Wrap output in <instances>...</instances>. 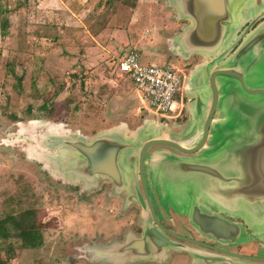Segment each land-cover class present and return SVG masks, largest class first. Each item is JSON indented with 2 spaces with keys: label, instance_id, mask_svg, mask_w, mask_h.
Here are the masks:
<instances>
[{
  "label": "rangeland",
  "instance_id": "rangeland-1",
  "mask_svg": "<svg viewBox=\"0 0 264 264\" xmlns=\"http://www.w3.org/2000/svg\"><path fill=\"white\" fill-rule=\"evenodd\" d=\"M135 2L0 0V225L13 234L0 238V255L6 259L5 250L12 243L11 264H101L94 255L81 257L80 250L85 251L91 241L122 233L124 221L118 207L100 200L102 189L90 193L97 186L85 188L70 182L68 176L63 178L54 154L44 165L38 155L31 154L30 146L35 143L34 135L47 131L49 124L63 123L72 131L92 135L107 113L112 112V118L120 113L133 117L140 105L136 86L126 77L118 84L113 77L118 61L136 45L140 63L169 66L157 51L156 27L170 31L165 27L177 11L169 0H143L140 12ZM4 19L8 21L5 31ZM138 37L143 40L136 41ZM258 78L253 75V82ZM108 88L114 94L107 102ZM92 91L105 93L104 98L92 95L91 101L87 94ZM109 105L120 112L108 111ZM231 113L224 86L213 129L218 142L241 132L227 126ZM260 116L247 124L258 134L264 133ZM18 228L41 229L42 244L21 247L20 238L14 235Z\"/></svg>",
  "mask_w": 264,
  "mask_h": 264
},
{
  "label": "water",
  "instance_id": "water-1",
  "mask_svg": "<svg viewBox=\"0 0 264 264\" xmlns=\"http://www.w3.org/2000/svg\"><path fill=\"white\" fill-rule=\"evenodd\" d=\"M169 1L177 10L178 16L190 21L183 32L172 39L171 46L177 54L214 55L212 62H215L231 53L237 45L222 65L209 74L211 112L197 146L190 148L193 145V135L187 131L180 136L168 135L147 122L139 128L136 138H127L122 130L113 129L90 138L84 134L46 135V145L62 146L68 150L65 162L59 157L53 158L57 170L72 181L82 182L85 188L95 185L97 176L109 177L116 186H123L127 183L123 171H129L128 174L130 170L135 172V167H131L135 163L148 195L144 166L149 149L162 144L192 153L206 147L209 127L212 126V130L216 127L217 120L213 118V112L221 102L219 79L224 78L228 109L232 112L230 121L233 117L236 118L235 124L227 126L238 128L241 132L231 139L224 136L211 154L186 159L166 152V155L159 153L155 162L159 164L164 177L173 176L194 188H212L209 194L225 196L231 209L237 210L239 216L249 220L253 228L264 233V133H254L247 126L248 123L257 121V115H262L260 117L264 119V21L253 32L247 33L246 37L238 36L239 25L250 21V28L264 16V0ZM253 75H260V78L253 82ZM218 131L220 134L224 133L223 129L219 128ZM139 191L138 196L142 198ZM155 221L153 224L142 219L141 223L144 225L140 235L128 230L122 240L93 244L91 250L94 260L127 264L136 260L160 258L169 248L183 246L165 232L195 242L167 229L158 219ZM220 250L243 259H264Z\"/></svg>",
  "mask_w": 264,
  "mask_h": 264
},
{
  "label": "flooded vegetation",
  "instance_id": "flooded-vegetation-1",
  "mask_svg": "<svg viewBox=\"0 0 264 264\" xmlns=\"http://www.w3.org/2000/svg\"><path fill=\"white\" fill-rule=\"evenodd\" d=\"M264 21V16L260 20L256 21L250 28V21L243 24L238 32V36L244 35L247 36V33L253 32L256 26ZM246 31V32H245ZM243 39L239 42L241 43ZM238 43V44H239ZM237 48L232 50L231 53ZM167 51V50H165ZM164 52V50H162ZM228 53L227 56L221 57L217 60V63H212L208 71H212L216 68H219L226 58L231 54ZM167 60H171L175 63L181 73L185 77V83L189 80V75L191 70L198 64L200 57L196 56L191 60H183L177 57H174L172 53H164ZM205 74L199 77V84L203 86H209V77H206ZM198 79H190L189 88H194L198 86ZM224 79H219L220 95H222V81ZM264 81V80H263ZM201 82V83H200ZM263 84V83H262ZM212 95V92L209 90V96ZM185 99L186 96L184 95ZM187 100V99H186ZM219 106L213 112V118L217 119L219 117ZM211 112V98L208 100L204 107V116L202 129L206 127V121L208 115ZM188 118V112L185 109L183 113L179 116L178 127H181ZM235 117L229 122L230 125L236 123ZM165 125L168 127V122L164 121ZM64 127V126H63ZM47 131L38 132L34 135L33 139L35 143L30 146L34 156H39L42 162L48 164V157L51 154L59 155L61 154V149H49L43 143L42 136L48 132H58L56 128L48 126ZM59 130V129H58ZM69 129L64 128L60 129L61 132H67ZM209 136L206 140V147H203L192 153H185L179 149L158 144L149 149L146 155V161L144 166V177L145 184L147 187V193L144 190L142 180L140 177V172L138 168V177H139V189L140 199L138 196V190L136 194L127 195V193L120 190L118 194H114L113 186L109 181H103L101 186L95 188L90 193L95 192L98 189H102L98 193L101 195L100 200H104L107 203H115L118 207V216L124 221V227L120 235H113L112 238H123L124 233L131 229L137 234H141L143 230V223L141 220L144 219L149 223H156L155 220H159L162 225L167 229L174 231L175 233L182 235L191 240L182 239L180 237L173 236L167 232L165 234L171 239L175 240L179 244L186 246L194 251H198L202 256H206L205 261L202 263L206 264H264V259L262 260H253V259H243L239 257H234L232 255L223 253L220 249L227 251H233L241 253L242 255L248 256H258L264 258V233L253 228L250 225V221L244 217L239 216V212L230 208V202L225 200V196L222 195H212L209 194L211 189L205 187L194 188V186H183V191H177L173 189L174 186H160L157 184V179L154 178L152 172L149 168V162L152 159L153 155L161 150L169 151L179 158H197L203 155H207L209 152L213 151L215 143H218L219 136L215 134L212 130V126L209 127ZM198 141L191 145L190 148L194 149L197 146ZM47 161V162H46ZM48 168V167H47ZM55 177V176H54ZM57 178V176H56ZM59 178V177H58ZM65 178V177H63ZM188 180V179H187ZM186 180V181H187ZM67 181V180H65ZM171 188L177 192H172ZM194 188V189H193ZM97 194V195H98ZM92 195V194H90ZM96 195V194H95ZM94 197V196H93ZM133 200H136L134 202ZM234 207V206H233ZM144 213V214H143ZM255 222V220H252ZM109 240V239H108ZM100 241V240H96ZM96 241H91L90 244H94ZM107 241V240H105ZM87 244V243H86ZM88 245L90 248L91 245ZM85 245V244H84ZM83 246V245H81ZM81 251V257L89 254L90 257H93L92 252L88 249ZM91 253V254H90ZM184 262L185 264H196L195 257L184 251H172L166 260L161 261H144V262H135L133 264H170L172 261Z\"/></svg>",
  "mask_w": 264,
  "mask_h": 264
},
{
  "label": "crops",
  "instance_id": "crops-1",
  "mask_svg": "<svg viewBox=\"0 0 264 264\" xmlns=\"http://www.w3.org/2000/svg\"><path fill=\"white\" fill-rule=\"evenodd\" d=\"M123 3H125V2H123ZM135 3H136L135 8H137V11L140 12L141 7L143 6L142 4L144 3L143 0H136ZM125 5H129V4L127 3ZM175 13H177V15ZM175 13H174L175 19L171 18L172 19L170 21L171 23L169 22L168 25L165 27V28H168L170 31L164 30V28H161L162 26L156 27L157 28L156 29V39L159 42V44L157 46V51L165 59H166V57H165L166 55H164V53H166V52L172 53L174 57H177V58H180L183 60H191L192 58H194L196 56H199L201 59L198 62V64L191 70V73H190L189 78H188L189 80L186 83H185V77L182 73L183 84H182L180 94L178 95V98L176 100L174 110L165 116L161 115L160 113H156L155 111H153L152 109H150L149 107H147L144 104V102L142 101L141 93L136 87L137 96H138V99L140 101V105L137 107L136 112H134L133 117H129V116H126V114L120 113L118 115H115L114 118H112L113 116L110 117V115H112V112L107 113V114H105V117L99 126L100 129L92 135L90 133H84L80 129L72 131V129L67 128V129H69L67 132H61L59 130L65 128V127H63L64 126L63 123L57 122V123H53L54 125L49 124V126L54 127V129L56 128V131H58V132H48V133L43 134V136H42V139L44 141L43 144L46 147H48V146L46 145L45 136L51 135V134L72 135V136H75L77 134H84L88 138H90V137L96 136L97 134H99L101 132L115 129V130H122L124 136L127 138H136L139 128H141L145 122H147L149 125L155 126L154 128H156V129L159 128L161 131L165 132L168 135L175 134V135L180 136L185 131H187L188 133H191L193 135L191 138V142H192L191 144L196 143L200 139V137L203 133V129H202L203 118L202 117L204 116V107H205L206 103L208 102V100H210V96H209L208 86L207 85L203 86V84H199L198 81H200L199 77L201 78V75L205 74L207 72L208 67L212 63H217V60L215 62H212L213 58H215L214 55L206 56V55H203L200 53H195V54H192L191 56H182V55L177 54L172 49V46H171L172 39L174 37H176L177 35L181 34L183 32V30L185 29V27L188 24H190L189 20L183 19L180 16H178L177 11H175ZM176 20H178L179 22L178 21L176 22ZM135 40L138 41V40H143V39H142V37H138ZM148 42H150V41H148ZM161 46H162V48H161ZM136 47L137 46L135 45V47L131 48V49H136ZM162 50H164V52H162ZM165 50H167V51H165ZM217 56H219V55H217ZM167 62L170 63L169 66H172V67L178 69V67L175 65V63L173 61L167 60ZM152 63H154V62H152ZM210 73H211V71H208L207 75L205 74L206 77H209ZM116 75L120 78H118ZM76 76L77 75H75V77ZM113 77H116L118 79V84H120V81L123 78H125V77L129 78L127 76H121L119 74V72H116L115 74H113ZM192 78L198 79L197 80L198 86L190 89L189 88V84H190L189 81ZM83 79H84V81L81 80L82 86H84V84L86 82L85 78H83ZM107 92H108V94L106 93V95H107L106 98H104L105 93H101V92H96L97 94L95 95V93H93V91H92V92H89L87 95L91 101L93 100L92 95H94L95 99L103 97L108 102L110 100V98L113 96L114 90H113V88H111ZM184 95L186 96L187 100L185 99ZM89 98H88V100H89ZM117 103L119 104V102H117ZM113 109L118 110L117 108H112L111 105L108 106V111L113 110ZM185 109L188 112V118H187L186 122L181 127H178L179 116L183 113V111ZM145 110H147L149 113L156 115V117L145 114V112H144ZM118 112H120V110H118L117 112H114L113 114L118 113ZM165 120L169 124L168 127L164 123ZM56 148L61 149V154L54 155V156L61 158V160L63 162H65L68 150L64 149L62 146L54 147V149H56ZM166 152L174 155L173 153H171L169 151H165V150H161V151L157 152L156 154L153 155L152 159L149 162L150 171L152 172L154 178L157 179L158 185L161 186L163 184L164 186H170V187L174 186V188L172 187L173 189H176L177 191L182 192L184 190L183 186H185V184H183V182H181V181L174 179L173 176H170L169 178L164 177L162 174V170L160 169L159 164L155 162L156 158L159 157L161 153L164 154ZM164 155H166V154H164ZM199 157H197V158H199ZM186 159H188V158H186ZM128 167H129V164H128ZM131 167H135V172L133 170H130V174H128L129 171H127L126 173H125V171H123L125 174L124 177H125V179H127V183L125 182V184L123 186H120V187L116 186L111 181V179L109 177L97 176L96 177L97 178L96 184L91 185L90 187H93V186L98 187L101 185V183L103 181L107 180V181L111 182L115 195L118 194L120 192V190L127 193V195L136 194V191L139 189L138 169H137V166L135 165V163H132ZM63 176L67 177L66 175H63ZM69 181L72 182L71 179H69ZM79 183L84 187V184L82 182H79ZM172 188H171L172 192H177V191L173 190ZM133 201L135 202V200H133ZM129 230H131V229H129ZM126 232L124 233V236H125ZM132 232H134V231H132ZM135 234H137V233H135ZM137 235H140V234H137ZM124 236H123V238H112L111 237V238H108L109 240L106 239L107 241H101V242L109 243L114 239L122 240V239H124ZM101 242L96 241V242H94V244L101 243ZM90 243L91 242H89L88 245ZM88 245H87L88 251L90 250L92 252L91 246L93 245V243L90 244L91 245L90 248L88 247ZM172 251L188 252L195 257V263L196 264H206L205 262L202 263V261H205L206 256H202L201 254L198 253V251H194L193 249H190L186 246L169 248L167 250V252L164 255H162V257H160V258H153V259H149V260H136L134 262L127 263V264H133L135 262H144V261H150V260H152V261L166 260V258L169 256L170 252H172ZM92 254L94 255L93 252H92ZM101 264H105V263H101ZM107 264H109V263H107Z\"/></svg>",
  "mask_w": 264,
  "mask_h": 264
},
{
  "label": "built area",
  "instance_id": "built-area-1",
  "mask_svg": "<svg viewBox=\"0 0 264 264\" xmlns=\"http://www.w3.org/2000/svg\"><path fill=\"white\" fill-rule=\"evenodd\" d=\"M121 76L129 77L141 93L144 104L165 116L175 108L183 75L172 66L140 63V53L130 49L117 64Z\"/></svg>",
  "mask_w": 264,
  "mask_h": 264
},
{
  "label": "trees",
  "instance_id": "trees-1",
  "mask_svg": "<svg viewBox=\"0 0 264 264\" xmlns=\"http://www.w3.org/2000/svg\"><path fill=\"white\" fill-rule=\"evenodd\" d=\"M2 28L5 31L8 28V21L4 19L2 22ZM8 221V220H5ZM20 229V228H18ZM11 234L8 230H5L2 225H0V238L1 239H9ZM14 235H16L21 240V247H39L43 242V234L41 229H34V228H21L18 230ZM1 251V247H0ZM7 258H3L0 255V264H11V258H13V254L15 250L13 249V244H9L7 250H5Z\"/></svg>",
  "mask_w": 264,
  "mask_h": 264
}]
</instances>
